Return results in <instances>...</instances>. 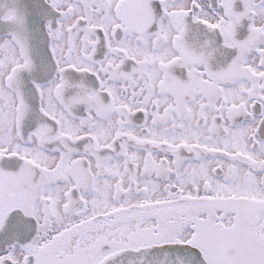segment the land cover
I'll return each mask as SVG.
<instances>
[{
  "label": "snow or ice",
  "instance_id": "6c2138e0",
  "mask_svg": "<svg viewBox=\"0 0 264 264\" xmlns=\"http://www.w3.org/2000/svg\"><path fill=\"white\" fill-rule=\"evenodd\" d=\"M0 264H264V0H0Z\"/></svg>",
  "mask_w": 264,
  "mask_h": 264
}]
</instances>
